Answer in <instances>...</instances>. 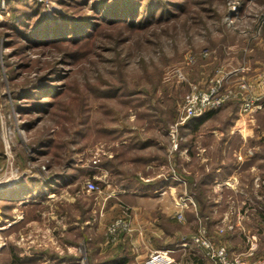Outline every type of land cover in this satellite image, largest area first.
<instances>
[{
    "label": "rangeland",
    "instance_id": "374dc122",
    "mask_svg": "<svg viewBox=\"0 0 264 264\" xmlns=\"http://www.w3.org/2000/svg\"><path fill=\"white\" fill-rule=\"evenodd\" d=\"M176 1H183L186 7L168 20L152 21L137 29L116 26L103 30L81 48L73 45L70 50L80 52L77 59L64 57L60 47L9 46L5 43L9 36L3 35L5 30L0 27V190L34 178L49 182L48 158L38 157L30 149L36 130L30 132L22 125L24 117L16 109L12 92L53 65L62 72V78L56 80L58 91L68 89L61 93V102L72 105L74 117L80 116L81 98L73 99L75 95L70 92L87 91L90 84L116 88L115 96L90 95L89 128L73 145V156L76 164L87 167L92 161L106 160L107 154L113 158V167L118 163L123 169L107 176L80 175V180L51 187L43 183L42 192L21 191L16 197L5 194L12 200L0 199V262L9 252L6 246L14 243L23 255L31 257L24 264L101 263L105 259L98 252L102 241L113 240L109 227L122 219L126 229L121 230L130 235L133 220L138 218L133 197L118 195L117 191L122 183L134 182L133 175L138 176V140L142 137L161 141L160 155L167 149L166 166L159 169L165 179L178 184L172 199L183 198L176 213L179 221L186 219L182 209L197 208L194 195L200 194L197 181L203 173L214 168L222 171L223 164L241 168L239 182L228 185L242 192L218 188L216 194L209 189L208 197L217 201L210 219L214 222L209 225L202 220L197 225L190 221L188 235L191 239L205 226L215 241L232 245V252H245L253 246L257 256L264 255V223L256 219V210L262 207L259 199L263 198L264 169L255 165L251 170L250 164H243L253 154L264 155V103L241 112L238 97L230 98L209 110L211 115L184 129L180 126L185 122L179 124L175 147L170 134L187 100L194 93L209 91L217 79L224 77L222 91L238 90L244 83L248 93L262 95L259 77L264 73V0ZM29 3L47 17L70 15L78 9L67 6L64 0H0V23L10 20L15 8L23 9ZM48 116L44 115L39 129L51 125L53 119ZM73 116L69 128L75 130ZM261 158L253 162L259 163ZM253 174L259 177L255 189L250 184ZM192 176L193 194L188 186ZM89 180L96 182V190L87 189ZM181 188L184 191L180 192ZM115 202L120 210L112 205ZM220 214L222 224L215 225ZM215 227L218 233L213 231ZM69 254L78 259H58ZM153 254L149 264L165 263ZM201 261L209 264L205 257Z\"/></svg>",
    "mask_w": 264,
    "mask_h": 264
},
{
    "label": "trees",
    "instance_id": "16d2710c",
    "mask_svg": "<svg viewBox=\"0 0 264 264\" xmlns=\"http://www.w3.org/2000/svg\"><path fill=\"white\" fill-rule=\"evenodd\" d=\"M64 2L68 4L67 6L77 7L78 9L72 11L70 15L57 14L55 17H47L41 15L39 8L33 3L25 5L23 9L17 10L18 7L15 8L11 19L0 23V27L5 30L2 31L3 35L7 36L8 34L9 36L5 43L9 46H16V43H19V47H15L17 49L22 46L35 47L38 45L41 47H60L64 51V57L69 56L77 59L80 56V52L78 49L70 50L73 48L72 46L78 45L81 48L83 45L91 43L105 29L117 28L116 26L122 25L128 28L131 27V29L144 28L152 21L168 20L186 7V3H183V1L177 2L176 0H64ZM19 41H22V43ZM54 66H51L52 68L49 71L40 69L39 74L28 80L27 83L17 85L18 87L12 92L16 109L24 117L22 125L30 132L36 130L30 142V149L38 157L45 156V160L48 158L45 164L49 169V176H51L49 182L44 183L45 181L35 178L22 181L19 186L0 190V199L8 200L11 198L7 196L8 199H6L5 194L16 197L21 191H26L27 194L32 191L42 192L41 185L43 183L48 184L50 187L57 183L68 184L76 179L80 180L82 177L80 175L91 177L94 172L90 166L81 167L75 163L73 156L75 147L73 145L84 136L86 131L83 130L89 128L90 112L88 108L90 95L94 94L98 97L115 96L117 94L115 92L116 88H99L90 84L88 89H86L87 91H81L82 93L79 89L78 91L74 90V92L69 91L70 94L75 95L73 99L81 98L79 100L81 101L80 116L74 117L73 112L72 114L70 112L72 107H69L72 105L69 104L67 106L61 102L63 100H61V93L66 94L68 89L64 88V91H58L59 85L56 80L62 78V72ZM236 99L240 103V99ZM56 109L58 110L57 114H55ZM212 112L207 111L203 115L191 117L180 128L184 129L190 123L196 122L197 119H202L207 114L211 115ZM45 114L49 115L48 118L52 117L53 124L51 123V125L43 128L44 130H41L39 129L40 123ZM71 115L73 116V122L76 121L77 127H75V130L69 128L72 120ZM253 158H261L263 161L260 162V167L264 169V155L253 154L250 159ZM224 169L225 172L228 171L229 166ZM216 174L215 168L203 173L197 181L200 194L198 197L194 195L197 202L195 215L206 218L209 225L214 222V220H210L213 212V203L212 199L208 197L209 183L214 180ZM194 179L193 176L188 178L189 187L194 183ZM262 188L263 198L259 199L262 207L256 210V219L263 224L264 183ZM189 190L191 191V187ZM207 202H210L209 205ZM208 206L210 208L206 213V207ZM125 235V231L119 230L116 238L109 240L108 244L123 243L122 240ZM5 249L7 252H11V256H9L8 252L6 257L2 258L0 264H24L31 259L29 255H23L21 253L22 249L14 243H10ZM255 255L257 256L256 253ZM58 257L59 260L63 259L70 262L78 259L73 257L72 254Z\"/></svg>",
    "mask_w": 264,
    "mask_h": 264
},
{
    "label": "crops",
    "instance_id": "0c3cea01",
    "mask_svg": "<svg viewBox=\"0 0 264 264\" xmlns=\"http://www.w3.org/2000/svg\"><path fill=\"white\" fill-rule=\"evenodd\" d=\"M161 145L163 146L162 142L158 139L142 137L138 140V176L133 175L132 180L134 179V182L128 181L122 183L118 186L120 190L117 191L118 195L133 197V203L138 208V218L133 220V232L130 235H125L122 240L123 243L119 242L111 245L108 243L105 244L102 241L98 252L103 254L105 259L99 264H149L148 260L150 256L152 257L151 253H154L153 255L156 257H166L167 259L164 261L165 263L156 262L154 264H205L201 261V259H204V256L199 247L189 238L188 234L190 232L188 225L190 221H194L195 224L197 223L199 225L202 220L205 222L207 220L203 216L197 217L195 215L197 209L192 206H187L182 209L186 217L185 221L176 219V213L180 211V204H182L181 201L183 198L176 197L174 200L172 199L178 184L174 179H165V175L163 176L162 171L160 172L159 168L166 166L165 154L167 152V149H165L161 151L163 155L158 153ZM115 157L116 155H114ZM105 158L106 160L99 163L92 161L89 165L94 170L91 177L100 174L107 176L113 170L117 172L123 170L118 163L115 164L118 166L113 167V158L107 157V154H105ZM253 159L247 158L245 159L246 161H243V164H250L251 170L256 166L261 168L260 162L262 159L257 161L259 163H254ZM222 166V173H220V170H215L217 174L214 180L209 183L210 189L215 190V193L218 188L221 190L227 189L235 193L242 192V189L237 190L236 187H230L228 185L239 182L238 174L241 173V168L237 166L229 167L228 171L225 172V165L223 164ZM256 176L253 174L250 179L252 189L256 188L255 179L259 178L258 175ZM241 179L242 176L240 177ZM182 190L184 191L181 188L180 192ZM216 202L215 199L212 200L213 214L216 210ZM118 204L115 202L112 205L120 210ZM193 212L194 214H192ZM190 214L192 218H190ZM222 219L223 217L220 214L219 218L215 220L217 221L215 225L217 223L222 224ZM239 222V220L235 221L237 225ZM214 229L213 231L218 233L216 227ZM246 236L248 235L246 234ZM226 242L228 241L226 240ZM229 247L233 249L232 245H229Z\"/></svg>",
    "mask_w": 264,
    "mask_h": 264
},
{
    "label": "built area",
    "instance_id": "2783aa9c",
    "mask_svg": "<svg viewBox=\"0 0 264 264\" xmlns=\"http://www.w3.org/2000/svg\"><path fill=\"white\" fill-rule=\"evenodd\" d=\"M203 54H207L204 51ZM191 61L196 57L191 56ZM262 88V95H255L248 93V85L241 84L238 90L228 89L222 91L224 77L216 80V85L211 87L209 91L194 93L188 100L184 113L177 122L176 127L171 130L170 134L174 140V147L177 146L178 125L184 123L191 117H196L205 114L207 111L222 106L230 98L240 99L241 112H249L252 108L261 107L264 103V73L259 77ZM252 153V151H250ZM98 188L94 180L87 182L88 190H96ZM183 217L182 212L178 213ZM126 222L124 220H117L109 227L111 238L114 240L121 229H126ZM191 240L199 247L201 253L206 258L209 264H264V255L256 256L254 247L251 246L245 252H232L224 242L215 241L207 232L205 226H201ZM167 259H161L164 261Z\"/></svg>",
    "mask_w": 264,
    "mask_h": 264
},
{
    "label": "bare ground",
    "instance_id": "6f19581e",
    "mask_svg": "<svg viewBox=\"0 0 264 264\" xmlns=\"http://www.w3.org/2000/svg\"><path fill=\"white\" fill-rule=\"evenodd\" d=\"M244 124V123H243ZM245 131H247V130H245ZM11 194V193H10ZM8 195V194H7ZM7 195H6V197H7ZM13 195V194H12Z\"/></svg>",
    "mask_w": 264,
    "mask_h": 264
}]
</instances>
